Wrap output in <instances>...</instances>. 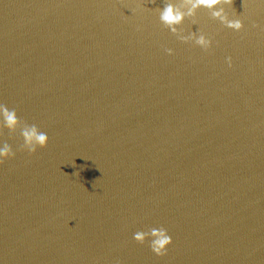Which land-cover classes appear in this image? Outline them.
I'll list each match as a JSON object with an SVG mask.
<instances>
[{
	"label": "water",
	"instance_id": "water-1",
	"mask_svg": "<svg viewBox=\"0 0 264 264\" xmlns=\"http://www.w3.org/2000/svg\"><path fill=\"white\" fill-rule=\"evenodd\" d=\"M188 8L0 0V264H264V4Z\"/></svg>",
	"mask_w": 264,
	"mask_h": 264
},
{
	"label": "clouds",
	"instance_id": "clouds-1",
	"mask_svg": "<svg viewBox=\"0 0 264 264\" xmlns=\"http://www.w3.org/2000/svg\"><path fill=\"white\" fill-rule=\"evenodd\" d=\"M186 3L189 5L187 15L190 16L197 8L216 9L221 5L232 7L233 0H186ZM260 3L264 4V0H260ZM222 11V8L220 11H214L213 16L220 18L226 28L239 32L244 27L243 21L238 15L233 13V18L228 19L222 15ZM183 17L184 14L179 12L172 5H167L160 14L161 22L168 25L170 31L173 33L176 32V29L172 26L180 23ZM253 26L255 27V25ZM197 43L203 45V50L207 51L210 48L212 41L201 36ZM168 53L171 54V49L168 50ZM227 63L229 67H231V58H227ZM3 111L5 115V125L8 127L13 126L15 123L14 113L9 114L6 109ZM47 143V133L36 132L35 129L31 132L25 133V145L27 147V153L30 155L35 153L37 149L45 148ZM8 158L9 153L7 150H0V163H3ZM132 239L138 244H144L147 241L149 249L157 257L166 255L168 246L172 243V237L168 234L166 228H148L146 230L137 231L133 233Z\"/></svg>",
	"mask_w": 264,
	"mask_h": 264
}]
</instances>
